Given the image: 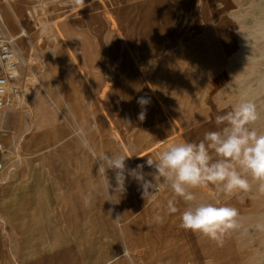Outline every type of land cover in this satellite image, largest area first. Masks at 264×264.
<instances>
[{
  "label": "rangeland",
  "instance_id": "obj_1",
  "mask_svg": "<svg viewBox=\"0 0 264 264\" xmlns=\"http://www.w3.org/2000/svg\"><path fill=\"white\" fill-rule=\"evenodd\" d=\"M7 2L13 25L1 16L0 25L22 63L18 95L0 113V264H129L124 249L133 264H264L255 228L264 196L192 190L239 210L246 231L219 247L179 227L167 187L145 200L128 177L126 193L106 201L95 158L75 135L84 125L97 153L134 148L127 168L145 164L147 173L162 140L199 142L242 100L256 102L254 126L264 130V0H85L82 9L0 0V8Z\"/></svg>",
  "mask_w": 264,
  "mask_h": 264
},
{
  "label": "clouds",
  "instance_id": "obj_2",
  "mask_svg": "<svg viewBox=\"0 0 264 264\" xmlns=\"http://www.w3.org/2000/svg\"><path fill=\"white\" fill-rule=\"evenodd\" d=\"M80 9L86 6L85 0H71ZM10 40L0 37V65H3L13 78L20 76L22 57L15 47H9ZM3 83V82H0ZM141 106L147 105L145 97L138 99ZM146 111H141L138 119L143 121ZM75 119V117H74ZM260 113L255 101L245 99L232 106L231 110L215 116V131H207L199 142L182 141L168 144L162 140L155 158H147L146 165L153 169L144 172L145 164H137L129 169L126 160L134 155V148H125L119 153L109 154L95 150L84 125H77L75 135L81 145L95 158L98 177L102 178L103 190L112 197L119 198L126 193V180L131 177L142 189V197L156 199L163 187L172 192L167 200L166 211L169 214L180 212L179 227L186 231L211 240L222 247L234 232L244 229L239 210L230 204L205 202L198 199L193 189H205L210 185L216 191L228 197L255 192L264 196V130H258L256 123ZM130 123V122H129ZM136 156V155H135ZM114 173V185L107 171ZM152 177L148 179L147 177ZM92 193L82 195V203L90 206ZM179 200L186 207L180 211ZM155 220L163 224L164 217L157 215ZM255 228L264 232V222H258ZM246 231V229H244ZM123 256L133 264L130 253L124 249Z\"/></svg>",
  "mask_w": 264,
  "mask_h": 264
},
{
  "label": "built area",
  "instance_id": "obj_3",
  "mask_svg": "<svg viewBox=\"0 0 264 264\" xmlns=\"http://www.w3.org/2000/svg\"><path fill=\"white\" fill-rule=\"evenodd\" d=\"M0 37L8 38L2 31L0 25ZM9 47L12 48V41L10 38ZM18 67V66H17ZM15 78L9 75L8 71L3 65H0V112L4 111L8 106L12 104L15 99L17 92V86L14 84ZM1 150V144H0ZM3 163L0 161V169L2 168Z\"/></svg>",
  "mask_w": 264,
  "mask_h": 264
},
{
  "label": "bare ground",
  "instance_id": "obj_4",
  "mask_svg": "<svg viewBox=\"0 0 264 264\" xmlns=\"http://www.w3.org/2000/svg\"><path fill=\"white\" fill-rule=\"evenodd\" d=\"M7 1V0H6ZM11 10H12V6L11 3L7 2V3H3L2 4V8H0V16L2 18V20H4L5 24L7 26H12L13 22H12V15H11ZM9 28V27H8ZM19 46L22 48V50H25V45L23 42L19 41ZM27 89V88H26ZM16 95H18V93H16ZM15 95V97H16ZM18 97V101H22V97L17 96ZM19 103V102H18ZM19 105V104H18ZM3 112V111H2ZM1 113V112H0ZM2 145V144H1Z\"/></svg>",
  "mask_w": 264,
  "mask_h": 264
},
{
  "label": "crops",
  "instance_id": "obj_5",
  "mask_svg": "<svg viewBox=\"0 0 264 264\" xmlns=\"http://www.w3.org/2000/svg\"><path fill=\"white\" fill-rule=\"evenodd\" d=\"M80 83V82H79ZM80 85V84H79Z\"/></svg>",
  "mask_w": 264,
  "mask_h": 264
}]
</instances>
